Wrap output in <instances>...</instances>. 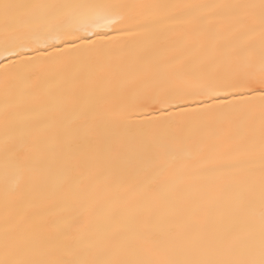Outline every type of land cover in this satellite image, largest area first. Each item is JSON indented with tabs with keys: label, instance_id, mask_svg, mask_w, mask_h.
Wrapping results in <instances>:
<instances>
[{
	"label": "snow or ice",
	"instance_id": "snow-or-ice-1",
	"mask_svg": "<svg viewBox=\"0 0 264 264\" xmlns=\"http://www.w3.org/2000/svg\"><path fill=\"white\" fill-rule=\"evenodd\" d=\"M0 264H264V0H0Z\"/></svg>",
	"mask_w": 264,
	"mask_h": 264
},
{
	"label": "bare ground",
	"instance_id": "bare-ground-1",
	"mask_svg": "<svg viewBox=\"0 0 264 264\" xmlns=\"http://www.w3.org/2000/svg\"><path fill=\"white\" fill-rule=\"evenodd\" d=\"M221 2H223V0H221Z\"/></svg>",
	"mask_w": 264,
	"mask_h": 264
}]
</instances>
